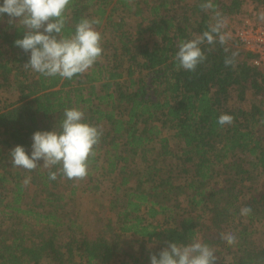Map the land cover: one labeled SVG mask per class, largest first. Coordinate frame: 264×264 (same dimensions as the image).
Listing matches in <instances>:
<instances>
[{
	"label": "trees",
	"instance_id": "obj_1",
	"mask_svg": "<svg viewBox=\"0 0 264 264\" xmlns=\"http://www.w3.org/2000/svg\"><path fill=\"white\" fill-rule=\"evenodd\" d=\"M250 1L264 9V0ZM204 2L72 0L61 35H74L81 19H99L103 48L102 59L72 79L24 68L30 53L14 42L25 29L3 15L0 264H150L167 243L194 240L214 250L215 264H264V67L230 37L200 45L206 60L194 72L177 68L178 43L215 23L218 0L207 11ZM228 2L222 13L240 14L243 0ZM233 52L235 66L226 67ZM72 108L103 133L85 179L49 180L59 166L45 169L43 160L31 172L13 166L16 146L31 156L33 134L61 131ZM222 114L233 123L221 127ZM79 182L85 193L104 189L93 199L95 217L105 216L96 237L68 208ZM245 206L247 217L239 214ZM222 233L237 243L228 245ZM128 237L140 242L134 254L126 253L137 243Z\"/></svg>",
	"mask_w": 264,
	"mask_h": 264
},
{
	"label": "clouds",
	"instance_id": "obj_2",
	"mask_svg": "<svg viewBox=\"0 0 264 264\" xmlns=\"http://www.w3.org/2000/svg\"><path fill=\"white\" fill-rule=\"evenodd\" d=\"M127 2L132 3V0ZM71 3L72 0H3L0 19L7 14L9 23L18 19L19 25L25 29L24 37L14 42L25 53H30L24 68H31L45 77L72 79L102 59V36L95 27L101 23L99 19H81L75 26L74 35H61L66 23L65 14ZM199 7L207 11L214 9V4L212 0H206ZM214 19L215 23L208 31L195 39L178 43L175 54L178 69L194 72L206 60L200 47L205 42L209 45L217 40L221 45L227 43L230 33L223 31L227 27L226 18L216 12ZM258 19L264 21V12L258 14ZM237 55L233 52L231 57H226L225 66L234 67ZM64 117L61 131H37L33 134L31 156L26 154L22 146H16L10 153L13 166L31 172L41 167L37 161L43 160L42 167L45 169L59 166L57 171L49 172V180H56L58 174L74 181L85 179L90 158L96 156V148L103 133L99 126L84 123L85 113L77 108L65 109ZM233 121V116L222 114L217 123L223 127L231 125ZM29 182V179L24 180L25 185ZM251 212V207L245 206L239 214L247 217ZM221 239L230 246L237 243L232 233H222ZM216 260L214 250L198 240L187 245L167 243L158 254L150 255V264H215Z\"/></svg>",
	"mask_w": 264,
	"mask_h": 264
},
{
	"label": "rangeland",
	"instance_id": "obj_3",
	"mask_svg": "<svg viewBox=\"0 0 264 264\" xmlns=\"http://www.w3.org/2000/svg\"><path fill=\"white\" fill-rule=\"evenodd\" d=\"M191 2V1H189ZM244 2V6L241 9L240 14L235 15V16H225L222 11L220 10V6L224 5V4H228V0H218V4L219 7L216 10V12H219L224 18H226L227 20V27L225 29H223V31L230 33V37L232 38L234 35V31L240 26L241 22L243 20L249 19L250 15H256L258 16L259 13L264 12V9L257 4H253L250 0H243ZM251 20V19H250ZM252 21V20H251ZM260 23L264 24V21H260L258 20ZM238 48V47H237ZM235 47V49H237ZM8 96V91H3L0 92V98L1 99H6V97ZM4 97V98H3ZM251 96L248 95V99ZM233 104V101H230V105ZM77 183V182H76ZM79 188L77 189V197L75 198V204L74 206H69L68 208H70V211L73 210V213L76 214L74 219L78 220L76 221L77 224L82 223L83 225H86V231L90 232L91 235H94L93 237H96V232L100 231L103 227V225L105 224V216L104 214H102V211H98L100 215V218H96V213L97 212V205L98 203L96 201H93V199H99L100 197V193H102V191L104 189H100L97 192H93V193H89V192H84V188L85 186H82V184H80V182L78 183ZM68 190H65V193H67ZM99 192V193H98ZM89 193V194H88ZM102 196V195H101ZM92 221V222H91ZM6 222H3V225ZM155 223V221H154ZM85 231V232H86ZM102 233L98 232L97 234ZM130 238V240H135L137 241V239ZM127 239V238H126ZM140 242L137 241L136 245H134L132 247V249L128 250L126 253H136L138 250H140ZM121 260H124V257H121Z\"/></svg>",
	"mask_w": 264,
	"mask_h": 264
},
{
	"label": "built area",
	"instance_id": "obj_4",
	"mask_svg": "<svg viewBox=\"0 0 264 264\" xmlns=\"http://www.w3.org/2000/svg\"><path fill=\"white\" fill-rule=\"evenodd\" d=\"M233 38L246 52L255 55L253 65L264 67V24L250 18L243 20L234 31Z\"/></svg>",
	"mask_w": 264,
	"mask_h": 264
}]
</instances>
